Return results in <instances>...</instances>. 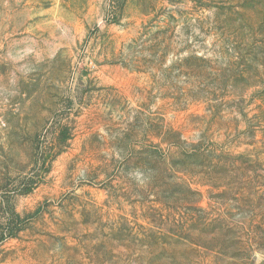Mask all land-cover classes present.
I'll list each match as a JSON object with an SVG mask.
<instances>
[{"label": "rangeland", "instance_id": "rangeland-1", "mask_svg": "<svg viewBox=\"0 0 264 264\" xmlns=\"http://www.w3.org/2000/svg\"><path fill=\"white\" fill-rule=\"evenodd\" d=\"M0 264H264V0H0Z\"/></svg>", "mask_w": 264, "mask_h": 264}, {"label": "trees", "instance_id": "trees-1", "mask_svg": "<svg viewBox=\"0 0 264 264\" xmlns=\"http://www.w3.org/2000/svg\"><path fill=\"white\" fill-rule=\"evenodd\" d=\"M234 227H236V228H238V226H234ZM242 228H240V230H241Z\"/></svg>", "mask_w": 264, "mask_h": 264}]
</instances>
